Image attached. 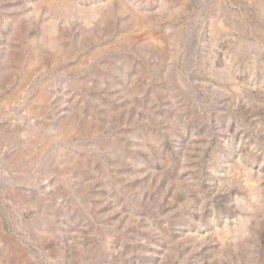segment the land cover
<instances>
[{
    "label": "rangeland",
    "instance_id": "obj_1",
    "mask_svg": "<svg viewBox=\"0 0 264 264\" xmlns=\"http://www.w3.org/2000/svg\"><path fill=\"white\" fill-rule=\"evenodd\" d=\"M0 264H264V0H0Z\"/></svg>",
    "mask_w": 264,
    "mask_h": 264
}]
</instances>
